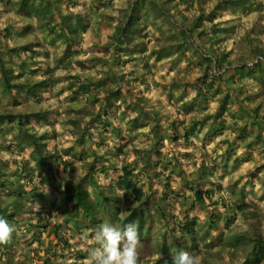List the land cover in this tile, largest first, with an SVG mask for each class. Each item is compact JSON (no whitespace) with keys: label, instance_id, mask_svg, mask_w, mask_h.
I'll return each instance as SVG.
<instances>
[{"label":"rangeland","instance_id":"1","mask_svg":"<svg viewBox=\"0 0 264 264\" xmlns=\"http://www.w3.org/2000/svg\"><path fill=\"white\" fill-rule=\"evenodd\" d=\"M72 1L75 3L73 13L84 18L86 29L76 35L75 42L68 49V53L73 51L69 57L68 54L64 57L62 40L43 33L36 21L22 18L13 10V5L3 7L0 3V54L4 67L9 69L10 74L23 71L26 77L32 79L47 73L49 68L47 76L52 86L48 90L46 88V99L43 95L38 103L40 105L47 99H53L49 104L44 103L48 104L46 111H49V116L43 122L40 120L28 125V129L41 132L51 142V152L58 156L67 152L65 162H53V168L58 167L57 176L61 181L69 180L71 184L82 182L90 194L98 191L97 186L104 196L112 197L113 191L120 198L119 214L123 218L135 204L129 194L110 187L114 186L116 173L121 172L125 164L133 168L136 180H141L140 168L150 160L151 174L168 175L171 188L182 195L185 191L182 188L183 179H196L200 167L202 171L212 174L207 182L202 183L203 189L212 192L210 198H204L202 204L189 208L185 219L184 210L191 206L190 203L184 206L177 199L170 206V212L177 216V222L183 219V223L193 225L197 245L193 252L199 256L200 264H264L261 256L249 257L250 247L243 246L247 245V241L239 240L242 236L264 239V147L255 139L258 132L264 137V124L253 125L255 116H252L253 110L257 109L256 115L264 120V70L254 75L236 76V81L229 78L230 73L223 75L227 71L223 70L227 63L231 65L229 69L245 65L253 70L256 60L260 58L259 52L264 53V0H152L158 4L157 7H152L147 0ZM158 7L168 18L158 12ZM130 16L133 17L132 21L127 24ZM196 18H200L201 22L197 21L193 26ZM26 25L32 28L21 39ZM122 26L130 27L127 34L125 30V36H121ZM8 33L9 39L5 38ZM115 36L118 43L110 46L106 53L104 47L108 42H114ZM31 40L33 49L39 53L37 56L33 57L30 52H19V55L10 53L13 48L22 47ZM37 43L38 46H34ZM92 48L94 51L90 52ZM95 52H99L105 60L97 56L89 58ZM131 53L135 55L133 60L129 57ZM87 54L89 59L81 60L80 56ZM203 55L217 59L223 71L215 69L214 61L203 64ZM104 67H111L115 73H119L111 72L112 75L102 71ZM78 68H82L79 71L88 69V72L78 74ZM212 73L218 78L206 91L212 81ZM77 75L82 77L80 80L89 78L91 83L102 77L109 79L113 86L110 91L113 97L102 93L89 108L91 104L86 95L81 94L76 85L73 94H76L79 102L72 106L80 104L83 107L80 113L77 112L79 108H69V102L56 98L62 94L61 98L69 99L71 92L64 89L73 81L71 77ZM99 76L101 78H97ZM198 87L200 94H197ZM95 88L93 85L92 90ZM10 94L4 92L0 84V106L9 107V101L13 103L14 97ZM224 97L226 107L221 108L222 115L215 121L213 117ZM18 103L22 105L21 109L32 113L39 106L32 103L31 107H24L25 103L20 99ZM185 104L191 107L189 112L184 110ZM99 111L101 121L97 126L95 119ZM71 121H74L75 127L81 125L78 129H83L84 137L80 144L71 139L67 131L71 129ZM192 123H198L196 131L183 144L181 137L190 130ZM151 130L157 131L158 135L151 133ZM94 143L98 145V156L94 154ZM118 149L122 151L119 153ZM8 154L3 152L4 156ZM15 160L19 161V158ZM134 161L138 163L134 165ZM175 162V165H170ZM168 163V168L174 171L171 174L162 168ZM88 165H93L90 172L92 178L86 176L89 174ZM178 168L184 174L178 175ZM34 169V164L29 162L28 172L22 180L14 172L8 174L13 187L9 186L6 191L0 189V203L7 206L8 214L9 211L13 213V206L9 209V204H6L7 193L18 189L19 180L31 185L36 178L32 172ZM89 180L96 183L95 188ZM162 181L161 176L151 181L153 190L144 211L152 215V231L150 241L139 245L138 264H151L158 257L153 245L164 228L163 222L156 218L157 210L152 196L161 195ZM33 183L32 188L48 191L46 194L56 198L57 193L49 189L43 180L36 179ZM243 203L247 207L238 209L237 205ZM30 204L24 202V207L14 213L18 221L11 223L8 220L14 230L16 225L25 224L27 219L36 221V208H32L30 213ZM54 213V219H48L46 226L63 222V216L57 211ZM210 218L213 219L214 231H208ZM150 221L144 217L142 224L141 214L137 217L138 233L140 228L142 231L139 233L140 239L148 237ZM174 227L180 232L181 227ZM46 232H41L40 240L36 237L22 243L17 239L12 252L15 261L11 264H42L52 250L54 264L65 263L59 262L64 253L56 243L57 238L67 240L66 245L75 250L92 245L91 238L77 237L73 229H69L66 238L63 233L52 236ZM186 239L190 240L187 236ZM168 241L170 245H177L173 237H169ZM68 259L69 263H74L72 258Z\"/></svg>","mask_w":264,"mask_h":264},{"label":"trees","instance_id":"2","mask_svg":"<svg viewBox=\"0 0 264 264\" xmlns=\"http://www.w3.org/2000/svg\"><path fill=\"white\" fill-rule=\"evenodd\" d=\"M147 1H149V4L152 7H157L158 5L152 0ZM0 3L3 4V7L13 5V10L17 14H20L22 18L29 19L30 21H36L38 29L42 30L43 33H46L47 35L51 34L54 38L62 40L61 48L63 50L64 57H67V54L68 57L70 54H73V51L72 53H68L70 45L75 42L78 32L83 33L86 29L84 18L79 14L73 13L75 3H73L72 0H16V2L13 3L11 0H0ZM159 5L163 6L160 3ZM95 6H97V4H95ZM98 6H100V3H98ZM158 12H161L164 16H166V18H168V16L163 13L162 8L160 9L158 7ZM132 18L133 17L131 16L128 18L127 24L132 21ZM200 20V18H196L193 21V26H196L197 21ZM128 26H122L121 36H125V34L130 31V27ZM31 28V25H26L25 28H23L21 39L26 37L25 33ZM125 30H127L126 33ZM5 38L9 39V33L6 34ZM127 42L129 43L130 39H128ZM38 44L39 43H37V45L34 44V46H38ZM32 46L33 41L31 40L29 43L22 45V47L13 48L10 53H13V55H19V52H30L31 55L35 57L39 53L33 49ZM259 55L260 58L257 60L253 70H249L245 65L229 69L231 65L227 63L223 68V70L227 71H224L223 75L225 73H230L231 75L229 78L235 80L236 76H247L249 74L254 75L259 70L263 71L264 53L259 52ZM1 57L2 55L0 54V84L4 92H9V94L11 93L10 96L14 97V100L12 103V108L5 105L0 106V189L2 191H6L9 186L13 187V183L9 182L8 174L14 172V174L18 175V178L20 179L28 172L29 162H32L35 166V169L34 171H31L36 175V178L39 179V181L43 180V183H45L49 189H52L55 193H57L56 198L53 199L40 188L27 187V185L21 180H19L20 185H18L17 190L7 193L8 200L6 204H9V206L14 205L16 211L24 207V202H30L36 203L39 208L45 210V215H43L41 211H37L35 214V224L31 223V219H27L25 224L22 223L23 226L16 225V231L13 229L15 234L12 233L11 238L6 243H0L1 264H11L12 261H15V256L12 254V252L17 239H19V241L22 243L28 239L34 240L36 237L38 240H40L41 232L45 231H47V234L52 236H57L58 232L63 233L66 238L69 229H73L77 237L91 238L94 235V231L102 223L110 222L118 227H123L129 223L136 224L139 214H141L142 224L144 223V217L151 220L150 230L147 233L148 237L146 239L141 238L140 245L142 243L149 242V234H151L152 231L153 219L151 213L146 214L144 208L146 207L145 204L147 198H151L150 194L153 190L151 181L152 179L155 180V178L160 176L163 178V181L161 182L162 184L160 183L161 186H163V190L161 195L157 197H155V195L152 196V203L157 210L156 218L163 222L164 229L161 231L162 235L157 238V241L155 240L153 245L154 253L158 257L151 264H172L173 256L181 249L193 252L194 248L197 246L195 245L196 237L192 227L193 225L186 222L183 223V219L187 218L188 210L189 208H192L194 204L200 205L204 202V198H210L212 192L206 188L203 189L202 183L207 182V179L212 177V174L202 171L203 169L199 167L196 179H193V177H186L183 179L182 188L185 191L182 195L181 193H175V191L171 188V185L168 182V175H164V173H156L155 175L151 174L150 160L144 162L143 166L140 168V173L143 178L141 180H136L133 168L125 164L121 170V173L116 177L114 186L110 187V189L114 187L117 191L128 193L132 198V202L135 204L134 207H130V209H128V214L122 218L119 214L118 206L120 198L119 196L115 195L113 191H111V194H113L112 197H108L106 195L104 196L103 192L99 190V187L97 186L98 191H95L94 194H90L89 191L84 188V184L82 182H75L71 184L67 179L61 181V179L57 176L58 167L57 169L53 168V162L56 160H58L59 163L61 160L65 162V160H67L65 159L68 155L67 152L63 153L64 156L62 154L58 156L54 152H51L50 149H52V145L49 144L50 142H45L44 136H42V134L38 135L33 129H28L30 122L40 121V119L44 118L43 115L48 114L49 111H45L44 113L40 114L32 113L30 111L27 112L24 109L18 108L20 106L18 99H20L23 104H38L39 100L41 99L40 97H42L43 90L46 88L49 89L52 86V82L47 76L49 68L48 71H46L47 73H41L37 79L26 77L23 71L17 74H10L9 69L7 70L4 67L5 63H3ZM201 58L203 64H210L214 61L215 69L219 72L223 71L220 62L217 59L205 55H203ZM244 71H246L247 74H245ZM78 76L79 75L71 77L73 81L68 83L67 88L71 89L78 85L80 93L86 95L85 97H87V100L91 106L97 101L100 94L104 93L108 97L110 94L112 95L110 91L113 89L107 86V82L110 81L109 79H101L96 81L94 83L96 88L92 90L93 85H90V79L86 77L87 79L85 78V80H80L81 78ZM217 78L218 76H215L213 73L211 74L212 81L209 83V85H207L206 91H208L213 86V80ZM200 93L201 91L198 87L197 94ZM220 103L221 107L216 111L213 117L215 121L222 115L221 112L223 110L221 111V108L226 107V98L224 97ZM86 106L87 105H85V107ZM183 108L186 112L191 110V107H188L187 104H185ZM256 110L257 109L253 110L252 112V116H255L253 125L264 124V120L256 115ZM95 121L97 122L98 126V122L101 121L100 113L96 115ZM73 122L74 121L70 122L71 129L68 130V133L75 141H78L80 144L82 138L84 137V132L83 129H78L81 127V125L80 127H75ZM197 126L198 123H192L190 130L188 129L189 131L184 132L183 136L181 137L183 144L188 142L191 134L195 133ZM151 133L158 135V132L154 130H151ZM255 137L258 142H261V146L264 147V137H262L261 133H256ZM12 138L14 142H12ZM159 138L161 139L162 137ZM261 139L262 141H260ZM97 143H94L95 145H93V150H95L94 154L96 155L98 148ZM156 144L158 146L160 145L159 143ZM121 151L122 149L117 150L119 153ZM3 152L9 153L8 156H4ZM26 155L28 157L27 160H25ZM15 158H19L20 161L15 160ZM152 162L154 161H151V163ZM137 163V161L133 162L134 165ZM152 164L156 165V162ZM169 164L170 163H168V165L165 164L162 167L163 170H167V174L174 172L172 168L168 167H170V165H175L176 162L170 165ZM65 165L68 164L65 163ZM180 168H178L177 171L178 175L184 174ZM88 169L89 174L87 173L86 176L89 175V177H91L90 172L93 170V165H88ZM89 181L93 182L91 183V186L95 188L96 183L93 180ZM177 199L181 204H184V206L186 203H190L191 205L190 207L185 208L184 211L186 216L183 217L182 221L178 222L177 216H174L170 212V206H172V204L175 203ZM48 206H50L49 210H47ZM237 207L238 209H243L246 208L247 205L243 203L242 205H237ZM15 209L13 210V213H10L9 211L8 214L7 206L4 203H0V218L6 219L7 221L9 220L11 223L13 220L18 221V216L16 217L14 215V212H16ZM56 211L57 214L63 216V222L60 223L57 221L58 223H55L52 225V227L49 225L46 226L45 224L47 223V220L53 215L55 216L56 213L54 212ZM207 224L208 231H214L215 226L213 224V219H208ZM66 226H68L67 229ZM174 226L181 227V229H179L180 232H177L176 229H173ZM36 230L38 232H35ZM140 232H142L141 228L139 230V233ZM175 233H179V235H175ZM186 236L190 238L189 241H187ZM169 237H173L174 242L176 241L177 245H170L168 241ZM239 240L243 242L247 241V245L243 246L250 247V251L247 254L249 257L257 258L261 256L264 258L263 238H248L246 236H242L239 237ZM56 243L60 246L62 253L66 252L64 257H70L72 259L75 258L76 262L79 261L78 259L88 256L87 254L81 253L79 249L75 250L73 247H68L66 245L68 243L67 240L63 238H57ZM52 253H54L53 250L50 251L49 255L45 258L42 264H54L53 260L55 257H51ZM9 255L12 257L9 258Z\"/></svg>","mask_w":264,"mask_h":264},{"label":"clouds","instance_id":"3","mask_svg":"<svg viewBox=\"0 0 264 264\" xmlns=\"http://www.w3.org/2000/svg\"><path fill=\"white\" fill-rule=\"evenodd\" d=\"M25 176L26 174L20 179L22 180ZM36 179L32 181L35 182ZM33 182L31 185L23 183L32 188V185L35 184ZM34 204L36 203L29 205L30 210L36 208L35 212L41 211L45 215V210ZM52 219H54V215L49 218V220ZM31 223H35V221H31ZM12 233L13 227L6 219L0 218V243H6L11 238ZM90 243L93 246L88 249L85 264H138L140 238L135 223L118 227L113 223L104 222L94 231ZM172 264H200V259L196 253L181 249L173 256Z\"/></svg>","mask_w":264,"mask_h":264},{"label":"crops","instance_id":"4","mask_svg":"<svg viewBox=\"0 0 264 264\" xmlns=\"http://www.w3.org/2000/svg\"><path fill=\"white\" fill-rule=\"evenodd\" d=\"M117 39H118V37L117 36H115L114 37V42L113 41H111V42H108L107 43V45L105 46V50H106V53H107V49L108 48H111L110 46H112L113 44L114 45H116V43H118L117 42ZM121 45V47H122V49H124V47H123V45L122 44H120ZM105 50L103 51V53L105 54ZM91 51H94L93 50V48L90 50V52ZM155 51V50H154ZM122 53L123 54H125V51L124 50H122ZM87 56H88V54L85 56V57H83V55H81L80 56V58H81V60H87V59H89V58H91L92 56L93 57H95V56H97L98 58H100L101 57V55L99 54V52H95L93 55H90L89 56V58H87ZM130 57V60H133L134 59V57H135V55H132V53H131V55L129 56ZM101 58H103V60H105V57H101ZM123 60V59H122ZM121 60V61H122ZM70 61H71V59H70ZM88 61H91V59L90 60H88ZM72 62V61H71ZM89 62H87V64H88ZM73 64V62L71 63V65ZM91 64H93V63H91ZM107 64V63H106ZM130 64V63H129ZM87 66V65H86ZM109 66V65H108ZM84 68V67H83ZM102 68V67H101ZM123 68H125V67H123ZM82 68H78L77 69V73L78 74H85V73H87L88 72V69L87 70H83V71H79V70H81ZM102 71H105V72H109V73H111V72H113V73H115V71H113L112 70V68L111 67H104L103 69H102ZM113 73H111L112 75H114ZM117 73H119V72H116L115 74H117ZM124 73H126V71L125 72H123V74ZM14 74H16V73H14ZM93 75V74H92ZM82 78V77H81ZM97 78H101V76H99V77H97ZM103 79H105L104 77H102ZM93 80V79H92ZM91 85H94V82H92L91 83ZM107 86L108 87H113L112 86V83L110 82V81H108L107 82ZM48 90V89H47ZM65 91H69V92H71L70 94V96H69V99H63V98H61L62 97V94L58 97L57 96V98L56 99H58L59 101H62V100H65V101H67V102H69L68 103V106H69V108L71 107V109L73 108V109H75V108H79L78 109V113H80V109L83 107V105L82 106H80V104H78V105H76V106H72V104L73 103H75V102H79L77 99H76V94H73V92H74V88H72V89H68V88H65L64 89ZM110 93V92H109ZM46 89L45 90H43V92H42V96L44 95V99H46ZM102 96V95H101ZM110 96H111V98L113 97L111 94H110ZM109 96V97H110ZM72 97H75L74 99H71ZM100 97V96H99ZM98 97V98H99ZM51 100H53L52 98H50V99H47V100H45V101H43L39 106H38V108H37V110H35L36 112L35 113H37V114H40V113H44L49 107H48V104L51 102ZM47 101V102H46ZM73 101V102H72ZM10 103H9V107L10 108H12V106H13V104L11 103V101H9ZM44 103H48V104H44ZM32 104V103H31ZM31 104H24V107L25 106H30L31 107ZM89 106V108H91L92 106H90V105H88ZM21 107H22V105L21 106H19L18 108H20L21 109ZM23 107V108H24ZM17 108V109H18ZM101 111H103V110H101ZM101 111H99V113L101 112ZM77 113V114H78ZM82 113H84V111H82ZM44 116V118H42V119H40L41 120V122H43V121H45V119H47L46 117H48L49 116V113L48 114H45V115H43ZM79 120V119H78ZM148 120V119H147ZM33 122H30V124H32ZM29 124V125H30ZM34 124V123H33ZM68 125V124H67ZM68 129V128H67ZM70 130V129H69ZM68 131V130H67ZM35 132V131H34ZM36 133V132H35ZM36 134H38V135H40V134H42L41 132H37ZM70 135V134H69ZM42 136H44L43 134H42ZM70 137H71V139H73L72 138V136L70 135ZM74 140V139H73ZM44 141L45 142H47V140L44 138ZM12 142H14L13 141V138H12ZM51 143V142H50ZM97 151H98V149H97ZM100 154V153H99ZM20 161V160H19ZM121 172H117L116 173V177L120 174ZM58 174V173H57ZM46 192H48V191H45V193ZM13 206V210L15 209V207H14V205H10L9 206V209L11 208ZM15 211H16V209H15ZM15 213V212H14ZM93 245H88V246H86V247H82L81 249H79V250H81V253H83V254H87L88 255V249L90 248V247H92ZM76 250H77V248H76ZM80 253V254H81ZM64 254H66V252H64ZM82 255V254H81ZM69 257H63V258H61V259H59V262H63V261H65V263H63V264H73V263H69L70 262V260L68 259ZM86 259H87V257H85V258H82V259H78L79 261H73L74 263H76V264H85V261H86Z\"/></svg>","mask_w":264,"mask_h":264}]
</instances>
